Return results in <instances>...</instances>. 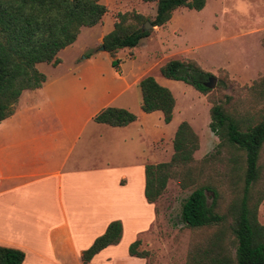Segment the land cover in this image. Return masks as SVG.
<instances>
[{
	"label": "crops",
	"instance_id": "obj_1",
	"mask_svg": "<svg viewBox=\"0 0 264 264\" xmlns=\"http://www.w3.org/2000/svg\"><path fill=\"white\" fill-rule=\"evenodd\" d=\"M113 69V84L102 92L79 75H44L41 86L23 90L12 114L0 121V246L21 250L20 264H148L145 240L135 248L143 257L129 255L127 247L154 217L143 196V166L165 162L157 143L164 132L136 116L123 126L92 120L106 106L125 109L116 102L142 78ZM115 220L119 241L84 263L81 251Z\"/></svg>",
	"mask_w": 264,
	"mask_h": 264
},
{
	"label": "rangeland",
	"instance_id": "obj_2",
	"mask_svg": "<svg viewBox=\"0 0 264 264\" xmlns=\"http://www.w3.org/2000/svg\"><path fill=\"white\" fill-rule=\"evenodd\" d=\"M98 1L108 9L100 22L80 29L74 43L59 52V64L39 63L36 68L45 76L79 75L98 92L113 84L111 57L98 49L102 36L112 28L117 12L133 10L151 18L155 4L142 0ZM205 1L206 6L197 11L176 8L163 25L147 28L149 35L136 46L119 49L114 55L127 79L134 75H150L160 85L165 82L175 100L170 122L162 123L159 112L143 113L140 110L137 85L116 103L125 105V109L144 126L157 133L164 132L157 140L162 144L160 159L164 161L168 160L172 150L169 132L181 120L190 125L198 141L193 152L194 161L190 163L191 173L196 183H209L216 188L219 197L215 211L223 214L228 222V208L239 194L241 179L238 173L242 172L241 168L234 172L231 165L235 160L242 163L243 154L225 145L216 146L218 139L208 128L209 107L213 102L221 104L240 120L241 125L246 121L256 123L264 116V0ZM169 59L193 60L215 78V85L206 93H200L182 81H163L158 67ZM257 163L260 175L250 191L251 203L257 193L264 190V143ZM180 177L178 174L166 181L162 193L152 203L153 220L136 238L145 240L148 264H185L191 251L197 245L206 244L218 228L215 225L190 228L183 223L181 203L196 183L180 187ZM209 201L208 196L207 203ZM256 220L264 226V199L256 207ZM222 237L223 247L233 255L234 247L229 243L232 236L223 230ZM136 249L140 250V246Z\"/></svg>",
	"mask_w": 264,
	"mask_h": 264
},
{
	"label": "trees",
	"instance_id": "obj_3",
	"mask_svg": "<svg viewBox=\"0 0 264 264\" xmlns=\"http://www.w3.org/2000/svg\"><path fill=\"white\" fill-rule=\"evenodd\" d=\"M155 4L151 18L131 10L117 12L112 28L101 38V45L111 57L110 64L116 68L114 57L119 49L132 48L147 37L150 30L143 28L148 21L151 26L163 25L173 10L185 7L200 10L205 0H142ZM107 6L98 0H0V121L12 114L14 104L23 90L41 86L45 76L35 65L37 63L57 64V53L71 44L81 27L99 23L107 12ZM159 74L166 79L180 80L200 93L210 90L203 82L211 74L202 70L190 59H169L158 67ZM139 108L144 113L159 111L164 123L172 116L174 98L170 90L146 75L137 83ZM218 87V86H217ZM135 119L126 109L106 106L92 117L97 123L123 126ZM209 130L217 137V147L228 146L242 152V163L232 162L234 172L242 169L238 196L228 208L230 219L215 211L219 193L209 183H196L190 163L198 147L197 136L185 121H180L173 133L170 158L165 162L144 164L143 196L148 203H154L162 193L166 181L176 178L180 187L196 183L184 198L180 217L190 228L217 226L208 242L197 245L187 257L185 264H264V226L256 220V207L264 199V190L257 193L251 203V188L257 182L260 171L258 157L264 143V116L256 123L240 120L230 115L219 103L209 107ZM208 193V194H206ZM209 196V203L207 198ZM223 224L226 227H222ZM223 230H227L234 247L233 255L223 247ZM121 235V224L111 221L104 232L80 253L87 262L93 254L107 245L116 244ZM139 240L128 244L129 255L143 257L136 251ZM21 250L0 246V264H20Z\"/></svg>",
	"mask_w": 264,
	"mask_h": 264
},
{
	"label": "water",
	"instance_id": "obj_4",
	"mask_svg": "<svg viewBox=\"0 0 264 264\" xmlns=\"http://www.w3.org/2000/svg\"><path fill=\"white\" fill-rule=\"evenodd\" d=\"M149 27H151L150 23L148 21H145L143 23V28L147 29ZM98 49L104 50L101 44L98 46ZM203 85L207 88H212L215 85V78L213 76H208L207 79L203 82Z\"/></svg>",
	"mask_w": 264,
	"mask_h": 264
}]
</instances>
